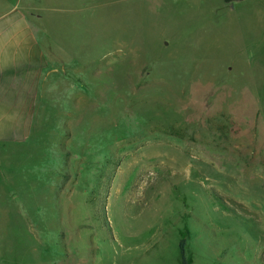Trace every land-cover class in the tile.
<instances>
[{
    "label": "rangeland",
    "instance_id": "374dc122",
    "mask_svg": "<svg viewBox=\"0 0 264 264\" xmlns=\"http://www.w3.org/2000/svg\"><path fill=\"white\" fill-rule=\"evenodd\" d=\"M32 1L64 78L0 145V264H264L263 10Z\"/></svg>",
    "mask_w": 264,
    "mask_h": 264
},
{
    "label": "crops",
    "instance_id": "0c3cea01",
    "mask_svg": "<svg viewBox=\"0 0 264 264\" xmlns=\"http://www.w3.org/2000/svg\"><path fill=\"white\" fill-rule=\"evenodd\" d=\"M27 1V6L33 3ZM39 1L44 6L58 2ZM68 1L74 5L75 0ZM220 3L232 10L264 12V0H220ZM26 5L25 0H0V145L22 144L31 138L38 117L48 109V102L58 100L56 85L58 78L60 85L64 78L51 57L53 53L65 52V48H49ZM44 17L40 16V20Z\"/></svg>",
    "mask_w": 264,
    "mask_h": 264
},
{
    "label": "trees",
    "instance_id": "16d2710c",
    "mask_svg": "<svg viewBox=\"0 0 264 264\" xmlns=\"http://www.w3.org/2000/svg\"><path fill=\"white\" fill-rule=\"evenodd\" d=\"M184 244H182V254H183V261L186 263V258H185V254H184V250H183Z\"/></svg>",
    "mask_w": 264,
    "mask_h": 264
}]
</instances>
